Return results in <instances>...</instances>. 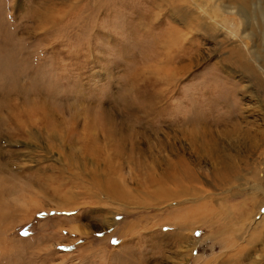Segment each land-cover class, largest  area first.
Segmentation results:
<instances>
[{
    "label": "rangeland",
    "instance_id": "1",
    "mask_svg": "<svg viewBox=\"0 0 264 264\" xmlns=\"http://www.w3.org/2000/svg\"><path fill=\"white\" fill-rule=\"evenodd\" d=\"M255 2L0 0V264H264Z\"/></svg>",
    "mask_w": 264,
    "mask_h": 264
},
{
    "label": "bare ground",
    "instance_id": "2",
    "mask_svg": "<svg viewBox=\"0 0 264 264\" xmlns=\"http://www.w3.org/2000/svg\"><path fill=\"white\" fill-rule=\"evenodd\" d=\"M234 8H225V10L227 11V13H232ZM245 10V9H244ZM234 13H239L243 20L245 25H249L254 19L258 20V24L261 28V36L259 37V42L260 45L263 48V52H264V0H257V3L255 2L252 5V9L251 11H243L241 8H238L237 10H235ZM251 37V35H244V39H249ZM244 58V57H243ZM240 65L243 66L244 71L246 72H253V69L248 66L244 61H240Z\"/></svg>",
    "mask_w": 264,
    "mask_h": 264
},
{
    "label": "snow or ice",
    "instance_id": "3",
    "mask_svg": "<svg viewBox=\"0 0 264 264\" xmlns=\"http://www.w3.org/2000/svg\"><path fill=\"white\" fill-rule=\"evenodd\" d=\"M22 234H27V233H22ZM112 243H113V244H116L117 242H116V241H113Z\"/></svg>",
    "mask_w": 264,
    "mask_h": 264
}]
</instances>
